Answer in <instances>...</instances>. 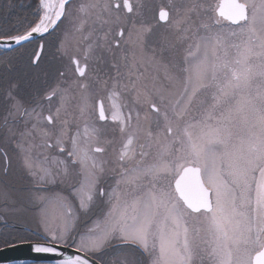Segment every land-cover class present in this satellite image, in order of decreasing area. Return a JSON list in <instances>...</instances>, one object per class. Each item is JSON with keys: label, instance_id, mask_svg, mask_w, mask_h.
<instances>
[{"label": "rangeland", "instance_id": "rangeland-1", "mask_svg": "<svg viewBox=\"0 0 264 264\" xmlns=\"http://www.w3.org/2000/svg\"><path fill=\"white\" fill-rule=\"evenodd\" d=\"M129 1L131 15L112 0H45L47 8L27 0L20 13L25 30L15 32L18 22L12 30L2 15L10 8L11 18L16 5L0 0V39L56 33L41 60V43L22 64L14 61L25 53L20 46L0 49V165L3 136H16L9 175L0 177L16 204L0 207L26 204L39 183L27 175L25 160L37 177L49 169L61 186L45 183L43 191L68 194V180L78 187L95 181V199L115 173L121 186L104 184L105 196L88 213L103 220L112 212L117 222L100 259L115 256L120 264L126 255L130 264L146 263L138 249L132 255L114 245L127 241L153 253L151 264H186L195 253L202 263L251 264L264 247V0H239L247 18L237 22L218 15L221 0ZM126 68L131 79L121 74ZM31 73L39 94L29 97ZM217 126L221 137L205 135ZM187 166L200 169L211 191L209 211L192 215L176 199L173 183ZM183 219L202 224L188 234Z\"/></svg>", "mask_w": 264, "mask_h": 264}, {"label": "snow or ice", "instance_id": "snow-or-ice-1", "mask_svg": "<svg viewBox=\"0 0 264 264\" xmlns=\"http://www.w3.org/2000/svg\"><path fill=\"white\" fill-rule=\"evenodd\" d=\"M40 3L48 7L45 0H40ZM205 135L219 138L222 128L209 127ZM197 152L201 154L202 150L197 148ZM10 165L11 162L5 159L0 165V177L9 175ZM24 166L28 170L27 175L34 181L38 179L39 183H34L28 191L26 204L13 209L0 207V253L3 254L0 255V264H81L82 249L88 250L93 257L102 255L111 244L117 222L113 220L112 212L107 213L103 220L87 216L95 200V181H85L68 194L43 191L45 183H57L50 170L39 169L41 174L37 177V172L31 170V163L25 160ZM5 203L16 204V201L0 185V205ZM20 213H27V216L17 218ZM81 213L85 214L87 223L78 231ZM25 247L30 254L28 257L5 258L9 251ZM87 264H92V260L89 259ZM108 264H116V257H109ZM120 264H130L129 258L121 256ZM131 264H135L134 258Z\"/></svg>", "mask_w": 264, "mask_h": 264}, {"label": "flooded vegetation", "instance_id": "flooded-vegetation-1", "mask_svg": "<svg viewBox=\"0 0 264 264\" xmlns=\"http://www.w3.org/2000/svg\"><path fill=\"white\" fill-rule=\"evenodd\" d=\"M29 1V0H28ZM30 1H33V0H30ZM112 2H113V5H114V8H116V9H118V10H120L119 9V7H123L124 9H125V11H124V9H123V11L126 13V14H128V15H131L132 13H133V7H132V5H131V3H130V1L129 0H112ZM120 4L122 5V6H120ZM67 5H69V4H67ZM124 5V6H123ZM66 8H67V6H66ZM159 16V15H158ZM153 18H154V14H153ZM60 24H58L57 26H56V28H58L59 29V27L61 26H59ZM25 27V26H24ZM55 28V29H56ZM55 31V30H54ZM57 31V30H56ZM124 30H123V26H121L119 29H118V33H117V36L119 37V39L121 40L122 39V37L124 36ZM55 37H56V33H55V35L53 34V31L51 32V33H49V34H47V35H45V36H40V37H38L37 39H34V40H30V41H28V42H26V43H24V44H22V45H20V48H21V52H25L24 54H20V56H17V58L14 60V61H16V63L18 62V60H19V64H22V63H24V60H26V61H28V58L30 57V51L34 48V46L35 47H37V49H38V47H39V45H40V43L42 44V51H41V56H40V60L42 59V58H44L45 56H44V53L45 52H47V48L48 47H50V46H48V45H50L52 42H53V40H55ZM114 44H115V46H118L119 45V43L118 42H114ZM37 51V50H36ZM53 51V49H51L50 48V52H52ZM52 55V54H51ZM51 55H48V56H46L47 58H49V59H51L52 60V57H51ZM44 56V57H43ZM39 60V61H40ZM38 61V62H39ZM76 63H77V61L76 60H74L73 61V65H74V68H76ZM130 63H132V62H130ZM85 67H83V73H82V75H84V73H85ZM122 74V76H123V78H125V79H131L132 78V75H133V72L130 70V71H128V73H127V68H126V71L125 72H123V73H121ZM128 75V76H127ZM34 76L35 75H33L32 73L28 76V78L26 79V82H25V84H26V88H27V90L29 91V93L31 94H27L29 97L30 96H35V95H38L39 93H36V89H32V87H33V85H34V82H35V78H34ZM47 78H49V77H47ZM50 79V78H49ZM133 80V79H132ZM128 84V83H127ZM44 85H45V87L46 88H50L52 85H53V83L52 82H49V83H44ZM129 85L130 86H132L133 85V82H129ZM134 85H135V83H134ZM52 94V93H51ZM51 94L49 95V96H51ZM48 96V97H49ZM33 98V97H32ZM31 98V99H32ZM31 99H29V98H27V100L28 101H30ZM10 100H11V98L10 97H8V99H7V105H8V103L10 102ZM49 116L47 115L46 116V119H47V121L48 122H50L51 121V119L49 118ZM12 122V123H16V124H18L19 122H21L19 119H17L16 121H12V120H8V122ZM104 122H110V123H114L115 121L114 120H105ZM18 128H20L21 127V125H18L17 126ZM14 128H15V126H14ZM22 128V127H21ZM7 137H5V135L3 136V138L5 139L4 140V143H5V146L3 147V150H2V155H3V160L5 161V159H7V160H9L10 162H12L13 163V160L14 159H12L11 160V154H12V152L13 151H15L16 152V147L14 146V143H15V141H16V139H15V137L13 136V134L12 133H10V131H9V134L8 135H6ZM31 139V138H30ZM33 139V138H32ZM8 145V146H7ZM100 152V151H99ZM68 158H70V161H74V160H72L74 157H72L71 156V153L69 152L68 153ZM69 161V162H70ZM120 161H121V157H120ZM72 166L75 168V166H76V161H74V163L72 164ZM19 174H20V172H19ZM115 173H112V174H110V175H108V177L105 179V181H104V184H106L107 182H109V187H116V186H121L120 185V181H118L117 180V178H116V176L117 175H114ZM27 179L29 180V177H27ZM115 181H117V184H114V182ZM68 185H67V188L68 187H71L70 188V190L71 189H73V188H75V187H78V185H76L75 183H73L72 182V180H68ZM104 184L102 185V186H100V188H99V192H98V194L96 195V199L94 200V202H98V200L99 199H102L104 196H105V194H106V191L104 190L105 189V187H104ZM64 185V184H63ZM12 186H14V185H12ZM24 186H26V185H24ZM53 186H56V189L60 186V184H58V182L56 183V184H54ZM53 186H51L52 188L51 189H53V190H55V187H53ZM107 186H108V184H107ZM61 187V186H60ZM47 189L49 188L50 189V187H46ZM108 188V187H107ZM173 191H174V185H173ZM175 196H176V194H175ZM177 197V196H176ZM177 200H178V202L179 203H182V201L177 197L176 198ZM99 205H102L101 203H99ZM182 205H183V203H182ZM184 206V205H183ZM92 207H96L94 204L92 205ZM185 207V206H184ZM186 208V207H185ZM187 209V208H186ZM188 210V209H187ZM188 211H190V210H188ZM90 212V211H89ZM88 212V213H89ZM190 213L192 214V215H196V214H198V213H195V212H191L190 211ZM200 213V212H199ZM87 216H88V214H87ZM85 220V223H87V221H86V219H84ZM184 220V222L187 224V231H188V234H190V232H192L191 230H192V227H191V225L193 224V223H198V224H202V221H200V219H190V220H188V219H183ZM210 222V220L209 219H207V223H209ZM195 233H197L198 235H200L201 234V229L199 228V230L198 229H196V231H195ZM195 239V238H194ZM204 239V238H203ZM121 243L119 242L118 244L117 243H115L114 245L117 247V246H122V247H124V246H126V247H124L125 249L126 248H128L129 247V249H126L124 252H129V254H134V250L132 249V248H136V249H138V251H141L143 254H142V256H143V258L145 259V261H146V263H144V264H151V262H149V260L150 261H152L153 260V253H146V252H144V250H142L141 248H139V247H137V246H134V244H132L131 242H123V244H121ZM133 246V247H132ZM105 253H107V251H105L104 252V254ZM90 255H92V254H90ZM103 255V254H102ZM123 255V254H122ZM124 255H125V253H124ZM191 255H193L192 253H191ZM200 253H195L194 254V257L188 262V263H186V264H209L210 263V261L209 260H207L206 259V262H204V263H202L201 262V259L199 258L200 257ZM98 257V258H97ZM95 258L96 259H98L102 264H108V260L106 261V260H103V259H100L99 258V256H95ZM135 259V258H134ZM135 264H142V262L141 261H138V259H135Z\"/></svg>", "mask_w": 264, "mask_h": 264}, {"label": "water", "instance_id": "water-1", "mask_svg": "<svg viewBox=\"0 0 264 264\" xmlns=\"http://www.w3.org/2000/svg\"><path fill=\"white\" fill-rule=\"evenodd\" d=\"M217 13L225 19H230L233 22L245 20L247 18L246 6L243 3L239 2V0H221L219 3V8L217 9ZM58 19L59 17L49 27L53 26ZM55 25L47 32L51 31L55 27ZM40 36L42 35H38V33L33 32L19 38L0 39V49H13ZM40 50L41 48L39 49L36 57L39 55ZM82 72L83 70L80 73ZM101 107V103H99L98 110L100 113H102ZM103 116L104 114L100 116L101 119H103ZM174 190L177 196L183 201L185 206L188 207L191 211H209L212 208L209 195L210 191L204 186L200 175V169L198 167H185L174 182ZM65 250L75 251V249ZM80 254L82 255L81 264H87V261L89 259L92 260V264H101L99 261L82 251ZM0 255L3 254L0 253ZM29 255L30 254L27 250V247H25L20 249L19 251H9L8 253H6L5 258H24L28 257ZM252 264H264V247L260 252L254 255Z\"/></svg>", "mask_w": 264, "mask_h": 264}, {"label": "trees", "instance_id": "trees-1", "mask_svg": "<svg viewBox=\"0 0 264 264\" xmlns=\"http://www.w3.org/2000/svg\"><path fill=\"white\" fill-rule=\"evenodd\" d=\"M9 1L12 2V4H15V5H16V8L13 9L12 17H11V18H8V17H7V14H8V12L10 11V8H9V10H7V12H6V11L3 12V15H2V17H3V22H7L6 27H7V26L12 27V28H10V29H12V30L17 29V28H15V27H13L17 22H18V24H19V25H18V28H19V26H20L21 28H24V29L19 28V29L16 30L15 32H20L19 30H25V27H24V25L22 24V23H23V22H22V15H21L20 13H21V10H24V8L26 7L24 4L27 2V0H9ZM33 1H34V0H33ZM18 4H20L19 8H17ZM13 24H14V25H13ZM7 30H8V29H7ZM12 30H10V31H12ZM8 31H9V30H8ZM9 35H13V33H12V34H9Z\"/></svg>", "mask_w": 264, "mask_h": 264}]
</instances>
